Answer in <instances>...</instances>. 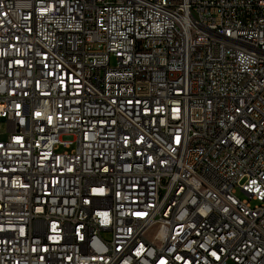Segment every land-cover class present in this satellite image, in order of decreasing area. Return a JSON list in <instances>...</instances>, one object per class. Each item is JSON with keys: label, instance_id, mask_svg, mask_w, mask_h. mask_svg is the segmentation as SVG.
<instances>
[{"label": "built area", "instance_id": "1", "mask_svg": "<svg viewBox=\"0 0 264 264\" xmlns=\"http://www.w3.org/2000/svg\"><path fill=\"white\" fill-rule=\"evenodd\" d=\"M3 120L0 264H264V0H0Z\"/></svg>", "mask_w": 264, "mask_h": 264}, {"label": "rangeland", "instance_id": "2", "mask_svg": "<svg viewBox=\"0 0 264 264\" xmlns=\"http://www.w3.org/2000/svg\"><path fill=\"white\" fill-rule=\"evenodd\" d=\"M5 130H6V124L5 121L3 120L2 123L0 124V137L4 135Z\"/></svg>", "mask_w": 264, "mask_h": 264}, {"label": "bare ground", "instance_id": "3", "mask_svg": "<svg viewBox=\"0 0 264 264\" xmlns=\"http://www.w3.org/2000/svg\"><path fill=\"white\" fill-rule=\"evenodd\" d=\"M85 253H92V245H85Z\"/></svg>", "mask_w": 264, "mask_h": 264}]
</instances>
